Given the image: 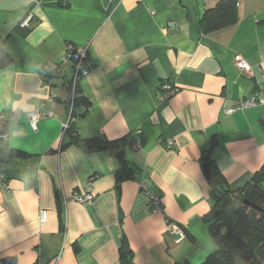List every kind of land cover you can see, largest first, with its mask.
<instances>
[{"label":"crops","instance_id":"0c3cea01","mask_svg":"<svg viewBox=\"0 0 264 264\" xmlns=\"http://www.w3.org/2000/svg\"><path fill=\"white\" fill-rule=\"evenodd\" d=\"M220 1L0 0V47L11 59L0 70V115L19 113L0 122V148L22 154L0 168V259L120 264L122 239L133 264H201L216 250L202 221L211 207L204 154L231 191L264 165V106L227 113L253 92L264 95V0H232L234 22L204 34L203 13ZM70 49H84L89 68L78 84L86 115L75 119L72 66L63 61ZM163 81L174 89L165 99ZM33 111L42 115L36 131ZM67 121L74 135L63 131ZM75 135L124 140L122 160L85 152L71 143ZM123 162L134 177L118 182ZM142 181L160 194L162 213L150 212ZM87 187L90 203L71 200ZM165 220L185 239L168 236Z\"/></svg>","mask_w":264,"mask_h":264},{"label":"trees","instance_id":"16d2710c","mask_svg":"<svg viewBox=\"0 0 264 264\" xmlns=\"http://www.w3.org/2000/svg\"><path fill=\"white\" fill-rule=\"evenodd\" d=\"M234 2L222 0L213 9L206 10L200 20V27L204 34L220 30L234 22ZM11 64V59L0 47V70ZM86 64V57H85ZM86 67H88L86 65ZM48 77L53 72L47 73ZM67 109L70 110V101ZM84 106L85 111L79 116L74 109ZM88 102L77 96L72 102L70 110L71 118L83 117L86 115ZM87 153L95 151H107L115 154L122 160V150L125 141H99L80 140L77 135L71 142ZM98 145L97 149H90V146ZM62 147V146H61ZM18 151L9 148H0V168L4 167L13 158L21 157ZM206 156V157H205ZM202 162L208 165L211 175V207L202 221L207 225L208 233L215 244L216 250L208 255L201 264H264V165L253 175L242 188L231 191L226 185L223 177L216 168L214 162L209 159V151L204 154ZM117 175V181L133 178L124 168ZM246 200L258 209L247 207L243 204ZM132 251L125 239L121 240L119 247L120 264H133ZM0 264H15L12 258L0 259ZM179 264V263H175ZM180 264H189L187 262Z\"/></svg>","mask_w":264,"mask_h":264},{"label":"built area","instance_id":"2783aa9c","mask_svg":"<svg viewBox=\"0 0 264 264\" xmlns=\"http://www.w3.org/2000/svg\"><path fill=\"white\" fill-rule=\"evenodd\" d=\"M28 19L23 21L20 26L25 28L27 26ZM86 51L84 49H70L66 56L64 57V62H70L72 66V75L69 83V99H70V110L72 108V102L77 96L78 84L82 78L88 75L89 68L85 64ZM236 65L242 71L246 73L250 72L249 65L240 57H235ZM262 81H264V74L262 75ZM174 89L168 82H161L159 85L158 91L161 99H165ZM264 106V95L260 96L258 92H253L250 96L241 99L234 107H231L227 110V113L231 114L235 111H243L250 108ZM69 110V112H70ZM19 113L14 112L8 117L0 115V122L3 125H6L10 120L14 119ZM42 116L38 111H33L27 113V118L30 124V127L33 131L37 130L38 119ZM49 116H51L49 114ZM69 122L67 121L63 125V131L68 130ZM141 143L137 142L133 145V150L141 149ZM173 146L172 141H167L165 143L166 149H171ZM4 188L3 178L0 174V189ZM140 189L146 195L149 201V209L152 214L162 213L163 204L161 201V196L157 192L148 190L146 181L140 183ZM71 200L79 204H88L93 200V195L89 191V187L82 190H74L71 193ZM42 220H45V213L42 214ZM165 232L168 236L173 237L175 242H179L185 239L186 234L181 229L173 225L169 220H165Z\"/></svg>","mask_w":264,"mask_h":264},{"label":"water","instance_id":"95a60500","mask_svg":"<svg viewBox=\"0 0 264 264\" xmlns=\"http://www.w3.org/2000/svg\"><path fill=\"white\" fill-rule=\"evenodd\" d=\"M50 84L51 85H61V82L59 83L58 81L52 80V81H50ZM69 132H70L71 135H74L75 134V122H72L70 124V126H69ZM89 148L90 149H97V148H99V146L98 145H93V146H90ZM203 168H204V171H205V174H206L207 179L211 182L212 180H211V175H210V171H209L208 165L207 164L204 165ZM243 204L245 206H247V207L254 208V209H258L255 205H253L252 203H250V202H248L246 200L243 201Z\"/></svg>","mask_w":264,"mask_h":264}]
</instances>
